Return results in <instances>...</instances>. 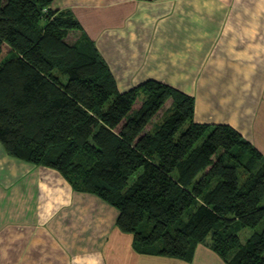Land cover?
I'll return each instance as SVG.
<instances>
[{
  "label": "trees",
  "instance_id": "obj_1",
  "mask_svg": "<svg viewBox=\"0 0 264 264\" xmlns=\"http://www.w3.org/2000/svg\"><path fill=\"white\" fill-rule=\"evenodd\" d=\"M52 1L0 0L5 152L114 207L137 253L191 262L204 244L226 264H264V225L238 235L264 223V154L227 123L197 122L194 97L167 83L119 91L72 10Z\"/></svg>",
  "mask_w": 264,
  "mask_h": 264
},
{
  "label": "crops",
  "instance_id": "obj_2",
  "mask_svg": "<svg viewBox=\"0 0 264 264\" xmlns=\"http://www.w3.org/2000/svg\"><path fill=\"white\" fill-rule=\"evenodd\" d=\"M71 9L120 90L148 79L194 97V119L233 126L264 154V0H53ZM118 211L0 143V264H226L137 253Z\"/></svg>",
  "mask_w": 264,
  "mask_h": 264
},
{
  "label": "rangeland",
  "instance_id": "obj_3",
  "mask_svg": "<svg viewBox=\"0 0 264 264\" xmlns=\"http://www.w3.org/2000/svg\"><path fill=\"white\" fill-rule=\"evenodd\" d=\"M70 39H72V38L70 37ZM169 103H170V102L167 101V103L165 104V108L168 107ZM138 106H139V102H136L135 105H134V107H135V108H138ZM163 115H164V111L161 110V111L156 115V117L154 118L153 121L156 122V121L162 119ZM263 205H264V201H263ZM263 225H264V223L261 224V225H258V226L255 227L254 229H251V228H249V227H242V229H241L240 232L238 233L241 242H243L245 239L249 238V237H250L255 231H260V230L263 228Z\"/></svg>",
  "mask_w": 264,
  "mask_h": 264
}]
</instances>
